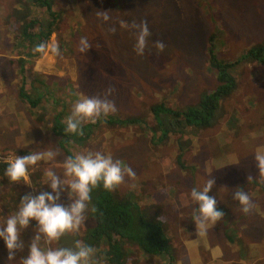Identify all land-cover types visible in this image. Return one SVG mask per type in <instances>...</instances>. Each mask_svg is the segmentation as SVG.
I'll list each match as a JSON object with an SVG mask.
<instances>
[{"label":"rangeland","instance_id":"obj_1","mask_svg":"<svg viewBox=\"0 0 264 264\" xmlns=\"http://www.w3.org/2000/svg\"><path fill=\"white\" fill-rule=\"evenodd\" d=\"M17 1L0 0V32L6 30L13 34L12 22L22 23L25 16L26 20L50 19L41 10L26 7V0L20 1V6ZM50 1L52 11L58 12L55 20H58L59 30L52 31L44 45L45 51L50 49L52 55L51 67L42 68L44 74L38 73V76L45 85L40 103L44 104L46 100L47 104L54 101L56 104L42 124L47 128L50 119L56 115L58 124L66 125V118L82 95L102 98L108 87L115 90L108 98L114 101L117 111L102 118L106 121L117 114L114 118L135 117L140 123L119 128L101 123L84 142L62 138L65 142L59 146L58 137L49 131L44 132L45 136L39 133L46 129L39 130L44 112L40 122L29 119L24 104L15 93L18 80L13 87L11 84L14 69L11 65L1 66L0 72L4 76L0 73V98L3 97L0 105L6 101L13 105V111L9 112L20 117L19 125L24 136L30 139L29 147L34 148L33 152L43 146L44 151L51 150L56 156L49 163L46 160L38 172L25 180L13 184L5 177L0 181V224L16 211L20 198L26 193L38 195L41 191H50L45 184L46 173L52 170L63 178V162L68 156L100 152L110 155L113 161H120L122 168L131 167L135 171L134 179L125 176V181L114 189L118 198L128 197L130 190L139 193L134 203L144 218L162 222L168 237L171 234L173 246L182 254L180 259L177 254L180 264H189L188 258L183 257L186 247L182 241H189L194 236L195 225L192 218L182 213L191 211L185 214L193 216L196 207L190 198L193 188L202 190L207 179H214L215 184L208 195L216 197L217 202L227 194L232 195L236 188L246 191L251 201L253 186H257L262 195L264 177L259 174L254 157L257 149L264 148V69L253 61H244L245 66L237 69L240 72L236 88L232 95L220 100L209 120L210 125L204 129L190 126L187 130L189 143H183L189 153L186 152L181 159L182 168H175L173 163L180 152L176 134L170 133L169 139H163L164 145L153 142L152 135L159 136V130L153 133L151 128L156 126L155 123L162 126V121L157 122L154 117L166 116V108L185 111L194 106L200 96L215 89L216 82L207 68L204 53L205 38L214 26L221 30L215 41L217 58L224 61L238 59L243 49L264 41V0H100L101 4L97 0ZM99 11H106L109 20L103 21ZM78 21L81 22L80 29ZM141 21H147L151 31L142 57L133 50L134 30L129 27L133 22ZM69 30V38L65 40ZM82 38L92 46L86 53L77 51ZM157 41L165 43L163 52L158 53L155 48ZM219 41L222 42L220 45ZM67 42L71 46L70 53H62L59 45H67ZM26 69V72L30 71L28 77L36 75L29 66ZM66 70L71 71L70 76L64 73ZM153 107L156 108L152 112L150 108ZM21 117L29 119L33 130ZM87 130H91L90 126ZM21 151L13 149L12 153L18 155ZM10 159H14L12 154H5L0 157V162L8 164ZM54 160L58 162L57 166ZM171 189H174L175 196L169 198ZM61 202L65 206L70 203L66 191L61 194ZM263 205L264 201L259 204L262 208ZM254 207L251 211L256 214L259 210ZM233 211L238 213L237 209ZM85 217L78 232L65 234L53 247H73L77 240L83 242L82 237L93 225L89 210ZM246 222L248 220L243 224L245 230ZM249 224L251 231L256 229L257 236H260L259 230L264 231V224L257 217H251ZM218 226L215 223V229ZM34 228L35 221H31L29 228L22 231L25 247L16 253L13 264H20V258L27 255L31 237L35 235ZM208 237L217 240L216 246L221 250L220 259L214 264H252L253 255L249 260L236 259V247L228 248L225 240L218 243L222 238L221 231H212ZM243 239L245 244L253 245L246 234ZM138 251L141 252L137 249L134 253H126L124 264H166L163 256L161 259L149 258ZM201 254L205 259L209 258V252ZM7 255L0 240V264H8Z\"/></svg>","mask_w":264,"mask_h":264},{"label":"trees","instance_id":"obj_2","mask_svg":"<svg viewBox=\"0 0 264 264\" xmlns=\"http://www.w3.org/2000/svg\"><path fill=\"white\" fill-rule=\"evenodd\" d=\"M97 1L101 4L100 0ZM26 2V7H32V10H41L42 14H45V16L50 19L40 21L30 18V20H26L27 16H25L22 18L23 21L20 28L14 32V36H17V40L13 43L16 47L12 49L14 53L20 56L16 60L20 76L24 75V72H26V66H29V69H31L33 62L41 57L44 51V45L50 33L59 30L58 20H55L58 12L52 11L50 0H26ZM210 21L212 22V19H210ZM64 25L65 22L63 21V31ZM78 25L80 29L81 22L78 21ZM79 29L77 30L78 34ZM218 33L221 34V30L214 26L212 31L206 36L204 44L206 65L213 74L216 82L215 89L200 96L196 104L187 108L185 111L166 108V116L161 119L154 117L157 122L162 121L161 127L155 123L156 126L151 128L153 133H158L159 130V136L158 134L152 135L154 143L157 145H164L166 139H169L167 137L170 133L176 134L175 140L180 152L176 155L175 161L173 162L175 168L183 167L181 159L185 156L186 152L187 155L189 153L187 145L183 143H189V139L186 137L188 134L187 130L190 126L192 128L199 127L204 129L210 125L209 120L218 108L220 100L233 94L237 85V75L239 76L240 72H237V69L239 70L241 66H245L246 63L244 61H253L255 64H258L260 68L264 69V41L254 43L246 49H243L240 55L241 57H238V59L224 61L217 58L215 41ZM69 34L70 30L68 34L65 35V40L69 38ZM218 43L220 45L222 42L219 41ZM40 45H43V48L40 51H36L35 49ZM59 47H61L62 53H70L71 46L68 42L67 45L60 44ZM20 91L21 89L19 88L21 100L25 101L30 108L42 105V103H40V96L36 99H31L27 94H22ZM155 106L157 107V105ZM156 107L150 108V110L152 111ZM42 114L43 112L37 111L36 118L42 120ZM115 116H117V114H115L114 117ZM114 117L105 121L101 116L95 123L88 122L82 124L81 128L83 135L72 134L70 136L71 140L73 142H84L87 137H89L91 131L100 127L101 123H105L111 127L116 126V128L128 125L133 126L140 123L137 121L138 118L135 117ZM57 123L58 120H56V124L53 127L54 135L58 137V145L62 146L65 142H62V138L67 139L70 133L64 134L63 132L66 126ZM88 126L91 128L90 131L87 130ZM163 139H165L164 143ZM7 166V163L0 162V178L4 179L6 177L4 173ZM253 193L254 198L252 203L254 206L257 205L254 207L255 210H259L256 214H252V211L247 214L243 213L238 201L234 200L230 194L218 200L217 209L222 210L225 214L224 218L217 222L219 224L218 230L222 232V238L227 242L229 247L237 248L235 254L238 256L236 259L249 260L251 257L248 252L253 250L252 254L254 256V261H252V264H264V251L260 254V251L258 249L255 250L254 246H251L248 250L249 244H245L246 242L244 243L243 239L244 234H247V225L246 230L243 227L246 220L249 222L251 217H257L260 219V223L264 224V218L261 219V217L264 216V207L262 208L259 206V204H262V201H264V189L261 195L259 194L260 191L257 189V186H253ZM90 195L91 200L88 210L93 218V225L90 227V230L86 232L87 235L82 237V239L84 244L96 248L97 251L93 257L96 263L100 261L105 262V264H124L126 263L124 260L126 253H134L137 249H140L141 252L138 251L140 255L144 254L146 257L156 259H161L163 256L166 259V264H176L177 250L172 244L173 239L171 234L169 233L168 237V233H166V230L162 227V222L160 220L150 221L144 218L143 213L139 210L137 204L134 203L135 197L140 196L139 193L135 194L133 190H130L128 197L118 198L117 192L114 190H104L101 183L92 190ZM174 196V189L169 190V198ZM92 207H95L96 212L93 213L91 211ZM233 209H237L238 213L235 214ZM189 212L191 211H185V213ZM185 213L182 214L190 218L193 217ZM233 216L234 219H232ZM255 230L256 229H253L251 231L252 235L255 237L251 242L260 245L264 238V231L261 232L258 229L260 236H257ZM210 240H212V238H210ZM121 243L124 244L123 248H121ZM102 244L105 245L104 248Z\"/></svg>","mask_w":264,"mask_h":264},{"label":"clouds","instance_id":"obj_3","mask_svg":"<svg viewBox=\"0 0 264 264\" xmlns=\"http://www.w3.org/2000/svg\"><path fill=\"white\" fill-rule=\"evenodd\" d=\"M98 14L103 21L109 20L106 11H99ZM129 27L134 30L133 50L137 56L142 57L151 36L148 23L133 22ZM111 31L114 32L115 29ZM90 47L92 46L87 39L82 38L77 51L86 53ZM165 47L163 41L155 42L158 53L163 52ZM42 48L43 45H40L35 50L40 51ZM114 91L108 87L102 98L82 95L74 104L71 115L66 118L65 132L83 135L81 126L84 122L95 123L101 116L106 117L116 112L114 101L108 98ZM55 156L56 153L51 150L15 156L8 161L4 175L11 183H18L28 175L30 168H34L42 160H53ZM254 158L259 174L264 177V148L257 149ZM63 168V178L52 170L46 173L45 184L50 191H41L38 195L26 193L20 198L16 211L0 224V240L7 250L8 264H13L16 253L23 251L25 245L21 233L29 228L31 221H35V235L31 237L27 255L20 258V264H96L93 260L96 250L82 241L77 240L73 247H53V244L58 243L67 233L78 232L86 219L85 213L94 188L102 183L104 190L113 191L125 181V176L134 179L136 173L131 167L122 168L120 161H113L110 155L100 152L68 157L63 162ZM214 184V179H207L202 190L193 188L190 192V198L196 205L192 219L199 237L206 236L209 226L225 215L222 210L217 209L216 197L208 195ZM65 191L70 201L67 206L61 202V194ZM232 198L238 201L245 214L254 207L248 193L241 188L232 192ZM91 211L96 212L95 207Z\"/></svg>","mask_w":264,"mask_h":264},{"label":"crops","instance_id":"obj_4","mask_svg":"<svg viewBox=\"0 0 264 264\" xmlns=\"http://www.w3.org/2000/svg\"><path fill=\"white\" fill-rule=\"evenodd\" d=\"M20 1H23V0H18L17 1L18 5H19ZM0 13H2V12L0 11ZM12 23H13L12 24L13 34H11L10 31L8 32L6 30L0 32V67L3 65H9V66L11 65V67L14 69V71L12 72V76H11V84L13 87V85L15 84V80H18L19 83L15 87V93L17 95L18 100L24 104V107L29 114V116H28L29 119L31 121H32V119L38 120L36 118L37 111L44 112V116H45L44 120L43 121L38 120L39 122L41 121V124L39 126V130H40L41 128L42 129L46 128L42 123L45 122L46 116L48 115L49 111L53 110V106H55L56 101H54L50 104H47L46 100H44V104L42 103V105H40V106L30 108L25 101L21 100V98L19 96V88L21 89L20 93H22V94L26 93L31 99H36L40 96V99L42 100V98L44 97V94H45L43 92V88H45V85L42 81H40V77L38 76V73H39V75H40V73L44 74L45 70L42 68L51 67L50 66V64H51L50 59H52V55L49 52L50 49L47 52L45 51V46H44L45 53H43L41 58H39L33 62V66L31 68V70L33 72H35L36 75H31L28 77V75L30 73V71H29V73L24 72V75L20 76L18 73L17 65H16V60L20 56H18V54L14 53L12 48L16 47L13 45V43L17 40V36H14V32L18 29V27L20 28L21 22L17 23L14 20ZM4 47H8L9 49L5 50V49H3ZM52 62H53V59H52ZM66 72H67L68 76L71 75V71H68V70L64 71V73H66ZM0 73L2 76H4V74L2 72H0ZM0 84H1V82H0ZM0 93H1V91H0ZM0 99H3V97H1ZM7 102L8 101H6L4 103V105H0V138H1V141H0V157L4 156L5 154H10V153L12 154V158H15V156L27 155V154H29V151L33 152L34 148L29 147L30 139H28L24 136L25 133L23 132V130L21 129V126L19 125V122L21 121V119H20V117H16V115L9 112V111H13V105H8ZM21 118L27 120L31 126V130H33L32 123L29 122V119L26 117H21ZM56 120H58V117L56 118V115H55L54 117H52V119H50V122L47 125V128L40 130L39 133H41V134L44 132L48 133V131H49L50 134L52 136H54L53 127L56 124ZM233 121H234V119H233ZM63 126H66V125H63ZM63 133L67 134V132H65V130ZM71 135L72 134L70 133L68 138L67 139L65 138V141L71 139V137H70ZM43 136H45V133L43 134ZM7 139H8V142L6 141ZM3 145H4V147H3ZM25 145H27V146H25ZM13 149H16L18 151L22 150V151L19 152L18 155H14L12 153ZM35 150L36 151H34V152L44 151L43 146H39V147L35 148ZM45 161L46 160H42L34 168H30L29 173L25 178L27 179V177L32 175V173L38 172L39 169L42 167L43 163H45ZM49 161L50 160H48V163H49ZM54 164H55V166H57L58 162H55V160H54ZM25 178L23 180H25ZM2 180H5V179L0 178V181H2ZM6 180H8V179H6ZM261 219H263V217H261ZM246 225H247L246 236L251 241V240H253L254 236L252 235L251 230L249 229V225H250L249 222H247ZM210 229H212V230H210ZM217 230L218 229H215V224L212 225L211 227L209 226V228L207 230V234L204 237L197 236L196 231L194 230L193 233H195V234L193 237L189 238L190 239L189 241H182L183 245L186 247L185 252L183 253V257H186L185 258L186 260L188 258L189 264H214L215 260L217 261L220 259L219 257L221 255V250L219 247L216 246L217 240L212 238L213 239V242H212L210 240L211 237H208V234H210L212 231H217ZM223 240L224 239L221 238V241H218V243L221 244ZM251 243L253 245H249L248 250L251 246H254L255 250L258 249L260 251V254L263 253V251H264V238H263V241H261L260 245H258L256 243L254 244L253 242H251ZM212 244H214V245L212 247H209V245H212ZM226 246L228 248H231V247H229L228 244H226ZM121 248H123V243H121ZM204 251L209 252V258L205 259V257H203V254H201V252L203 253ZM252 252H253V250H250L248 252L249 256L253 255ZM177 254H178L179 259H180V257L182 256L180 250L177 251ZM199 256L201 257V260H200ZM179 259H177L176 264H180ZM253 261H254V259H253Z\"/></svg>","mask_w":264,"mask_h":264}]
</instances>
